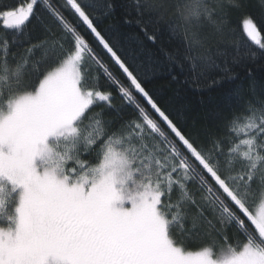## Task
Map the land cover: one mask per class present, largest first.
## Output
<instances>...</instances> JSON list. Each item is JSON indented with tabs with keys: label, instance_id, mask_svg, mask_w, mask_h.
<instances>
[{
	"label": "snow or ice",
	"instance_id": "snow-or-ice-1",
	"mask_svg": "<svg viewBox=\"0 0 264 264\" xmlns=\"http://www.w3.org/2000/svg\"><path fill=\"white\" fill-rule=\"evenodd\" d=\"M247 9V0L0 8V264H264V77L252 67L264 30ZM232 12L259 54L224 42ZM109 18L118 27L101 29ZM119 29L135 35L113 38ZM157 78L223 89L226 108L211 127L181 123L147 87ZM233 228L242 245L230 242ZM177 237L209 243L188 251Z\"/></svg>",
	"mask_w": 264,
	"mask_h": 264
},
{
	"label": "trees",
	"instance_id": "trees-1",
	"mask_svg": "<svg viewBox=\"0 0 264 264\" xmlns=\"http://www.w3.org/2000/svg\"><path fill=\"white\" fill-rule=\"evenodd\" d=\"M17 3L18 0H0V8L15 7ZM247 3V11L251 13L258 26L264 30V8L259 6L258 0H247ZM242 18L243 13L232 12L230 14V23L227 26L223 40L229 45L239 43L241 47L256 51L259 54L260 50L248 42L240 30L239 24ZM68 19L73 24L76 23V20L70 14L68 15ZM114 24H117L118 27L117 19L109 18L103 20L99 27L104 30H110L111 26ZM78 30L82 35H84L86 40L89 42L93 41L92 35L86 30L84 26H78ZM25 31H32L33 36L38 35L37 32L33 31V24L31 23L28 25ZM110 34L113 36V38L123 41L127 36H134L135 30L119 29V31H111ZM161 41L167 44L168 37L162 36ZM252 67L254 68L255 74L258 78L264 77V58H260L258 55L257 61L252 65ZM91 75H94V72L90 74L89 84L92 82ZM182 79L183 78L181 77V80ZM104 86L107 87V85ZM147 87L149 90L153 91V94L157 97V99L160 100L162 106L172 114L173 119H178L181 123L187 119L188 125H191L192 118L196 117L200 122V125L211 127L214 123L218 122L216 119L218 112L226 108L223 89H217L213 91L191 90V86L186 89L179 84L170 83L169 79L164 78L152 80L151 83L147 85ZM116 102L119 103V98H117ZM98 110L99 109L97 108L93 109V111ZM134 116L135 112L131 108L126 110V119L132 118ZM82 159L90 161L91 163H95V160L91 156L85 155L82 156ZM68 166L72 167V164L70 163ZM257 202L258 201L252 203L250 208H252ZM252 230V226L249 225L248 231ZM228 237L234 246L241 245L245 240L243 230L237 231L235 228L229 230ZM177 239L180 240L179 237H177ZM180 243L181 246L185 247L186 250H198L209 243V241L204 239H193L190 241L180 240ZM215 243L216 245H220L221 241L216 240Z\"/></svg>",
	"mask_w": 264,
	"mask_h": 264
},
{
	"label": "rangeland",
	"instance_id": "rangeland-1",
	"mask_svg": "<svg viewBox=\"0 0 264 264\" xmlns=\"http://www.w3.org/2000/svg\"><path fill=\"white\" fill-rule=\"evenodd\" d=\"M258 203L259 202H257L252 208H251V210L253 211V212H255L256 211V209H257V207H258ZM243 244V243H242ZM241 244V245H242ZM220 245H217V247H219ZM198 250H200V249H198ZM198 250H188V251H198Z\"/></svg>",
	"mask_w": 264,
	"mask_h": 264
}]
</instances>
